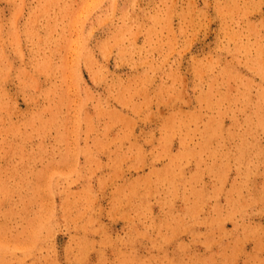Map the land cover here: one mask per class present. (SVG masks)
Masks as SVG:
<instances>
[{
  "label": "rangeland",
  "instance_id": "1",
  "mask_svg": "<svg viewBox=\"0 0 264 264\" xmlns=\"http://www.w3.org/2000/svg\"><path fill=\"white\" fill-rule=\"evenodd\" d=\"M0 264H264V0H0Z\"/></svg>",
  "mask_w": 264,
  "mask_h": 264
}]
</instances>
